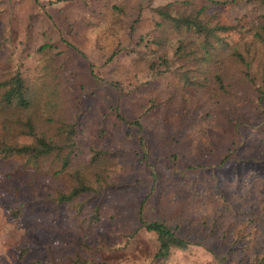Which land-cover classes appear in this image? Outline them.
I'll list each match as a JSON object with an SVG mask.
<instances>
[{
	"label": "rangeland",
	"instance_id": "374dc122",
	"mask_svg": "<svg viewBox=\"0 0 264 264\" xmlns=\"http://www.w3.org/2000/svg\"><path fill=\"white\" fill-rule=\"evenodd\" d=\"M201 5L0 0V79L22 69L60 84L79 156L102 150L113 163L103 193L58 204L71 187L58 163L0 159V264H264V46L239 24L259 8L238 0L207 12L240 25L225 40L247 69L223 50L217 65L178 51L190 33L159 9L180 18ZM218 70L226 90L216 95ZM140 216L188 246L157 257Z\"/></svg>",
	"mask_w": 264,
	"mask_h": 264
},
{
	"label": "trees",
	"instance_id": "16d2710c",
	"mask_svg": "<svg viewBox=\"0 0 264 264\" xmlns=\"http://www.w3.org/2000/svg\"><path fill=\"white\" fill-rule=\"evenodd\" d=\"M201 1L202 5L186 17H172L165 9H159V14L172 22L176 29L190 33L191 39L187 43L181 41L178 51L186 52L188 46H191L193 52L202 54L201 63L208 65L219 64L225 52L236 63L250 69L246 57L238 47L231 46L225 40V35L236 32L243 25V30L252 36L253 48L264 46V0H244L259 10L258 16H253L247 24L240 22V25L226 24L207 13L211 9L235 4L238 0ZM51 48L52 45L45 44L37 52L47 53ZM92 75L96 77L94 73ZM211 75L217 85L216 95L224 92L226 88L221 72L214 71ZM44 77L39 81L31 80L19 69L0 79V159L18 158L25 162V167L36 169L46 160L58 163V173L66 174L71 179L70 189L57 194L55 201L58 204L73 203L85 194L100 195L110 180L112 160L104 151L95 149L91 150L92 155L88 161L79 156L77 124L69 120L66 95L60 84ZM202 77L205 80L202 86H209V74L207 76L204 73ZM260 93L264 96V88ZM23 138L26 141L22 142ZM96 217L98 219L97 214ZM139 221L148 232L157 235V257L167 258L172 248L188 246L168 224L147 222L143 216L139 217ZM77 264L87 263L79 260Z\"/></svg>",
	"mask_w": 264,
	"mask_h": 264
}]
</instances>
